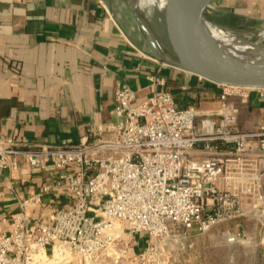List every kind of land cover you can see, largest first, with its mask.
Returning <instances> with one entry per match:
<instances>
[{"label": "built area", "instance_id": "2783aa9c", "mask_svg": "<svg viewBox=\"0 0 264 264\" xmlns=\"http://www.w3.org/2000/svg\"><path fill=\"white\" fill-rule=\"evenodd\" d=\"M150 80L154 89L134 105L118 86L117 120L94 143L0 137V173L48 175L16 212L0 215V264H124L134 248L142 259L167 237L240 218L264 228V114L243 130L231 101L246 104L264 90L217 84V108L199 112L176 106L163 78ZM55 194L65 203L44 212Z\"/></svg>", "mask_w": 264, "mask_h": 264}, {"label": "crops", "instance_id": "0c3cea01", "mask_svg": "<svg viewBox=\"0 0 264 264\" xmlns=\"http://www.w3.org/2000/svg\"><path fill=\"white\" fill-rule=\"evenodd\" d=\"M216 23L264 22V0H215ZM165 54H172L168 48ZM165 80L178 107L217 108L219 87L160 62L126 0H0V137L31 144H91L116 122L115 92L125 84L132 104L152 92L150 77ZM243 130L264 114V95L236 98ZM48 179L31 170L18 179L0 173V215L16 212L22 198ZM46 200L44 212L65 203Z\"/></svg>", "mask_w": 264, "mask_h": 264}, {"label": "rangeland", "instance_id": "374dc122", "mask_svg": "<svg viewBox=\"0 0 264 264\" xmlns=\"http://www.w3.org/2000/svg\"><path fill=\"white\" fill-rule=\"evenodd\" d=\"M133 1L126 0L129 5ZM208 19L215 25L231 30L237 37L264 47V22H236L230 18H220L224 23L219 25L215 22L214 13H210ZM142 22L149 37H156L161 45L169 49L163 13L153 7L150 22L145 19ZM226 231L236 235L238 240L234 245L225 242L222 234ZM158 244L155 252L142 259L135 260V248L129 250L124 264H264V228L243 218L214 226L203 234L193 233L176 239L167 237L164 243Z\"/></svg>", "mask_w": 264, "mask_h": 264}, {"label": "water", "instance_id": "95a60500", "mask_svg": "<svg viewBox=\"0 0 264 264\" xmlns=\"http://www.w3.org/2000/svg\"><path fill=\"white\" fill-rule=\"evenodd\" d=\"M214 1L184 0L186 23L182 28H176L170 13L165 12L164 27L168 50L172 54L170 57L165 54V49L156 37H149L141 17L131 4H127L137 25L148 37L152 54L160 62L170 63L218 85L264 90V66L234 59L211 38L207 24H213L208 18L209 14L217 9Z\"/></svg>", "mask_w": 264, "mask_h": 264}, {"label": "bare ground", "instance_id": "6f19581e", "mask_svg": "<svg viewBox=\"0 0 264 264\" xmlns=\"http://www.w3.org/2000/svg\"><path fill=\"white\" fill-rule=\"evenodd\" d=\"M133 2L131 5L134 10L148 22H150L154 7L163 13V18L165 12L168 11L176 28H182L186 23L184 0H134ZM150 25L153 26L151 23ZM207 28L211 38L226 54L238 61L253 62L264 66V47L239 38L231 30L223 29L215 24L209 23ZM162 47L167 51L165 46L162 45Z\"/></svg>", "mask_w": 264, "mask_h": 264}]
</instances>
